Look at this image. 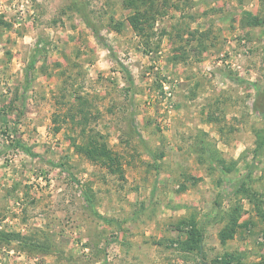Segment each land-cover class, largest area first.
<instances>
[{"label": "rangeland", "instance_id": "374dc122", "mask_svg": "<svg viewBox=\"0 0 264 264\" xmlns=\"http://www.w3.org/2000/svg\"><path fill=\"white\" fill-rule=\"evenodd\" d=\"M0 264H264V0H0Z\"/></svg>", "mask_w": 264, "mask_h": 264}, {"label": "trees", "instance_id": "16d2710c", "mask_svg": "<svg viewBox=\"0 0 264 264\" xmlns=\"http://www.w3.org/2000/svg\"><path fill=\"white\" fill-rule=\"evenodd\" d=\"M135 17H133V19H134ZM86 25L91 29V27L89 26V24L88 23H86ZM140 26V25H139ZM92 30V29H91Z\"/></svg>", "mask_w": 264, "mask_h": 264}]
</instances>
